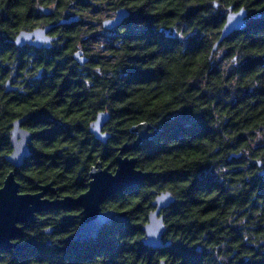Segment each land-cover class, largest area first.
<instances>
[{"label":"trees","instance_id":"obj_1","mask_svg":"<svg viewBox=\"0 0 264 264\" xmlns=\"http://www.w3.org/2000/svg\"><path fill=\"white\" fill-rule=\"evenodd\" d=\"M74 5L82 21L99 9H126L125 31L63 35L69 59L79 42L88 44L92 69L66 70V57L56 54L53 79L30 86L41 52L3 41L63 18ZM39 6H52L53 16L43 17ZM242 8L250 15L246 28L213 51L226 12ZM222 57L236 58L242 69L230 86L216 68ZM7 81L17 90L6 93ZM99 112L111 116L105 145L89 132ZM18 119L32 133L31 155L14 170L5 158ZM143 123L159 132L125 155L154 175L102 205L126 211V224L77 243L69 238L80 209L68 212L69 223L53 211L23 233L30 254L3 253L0 264H264V150L250 147L253 131L264 127V0H0V187L14 171L21 193L51 184L56 192L47 198L77 197L92 166L114 171L118 149L135 141L132 129ZM167 191L175 198L162 212L171 244L152 250L142 243V228L151 202ZM57 225L62 235H44Z\"/></svg>","mask_w":264,"mask_h":264},{"label":"water","instance_id":"obj_2","mask_svg":"<svg viewBox=\"0 0 264 264\" xmlns=\"http://www.w3.org/2000/svg\"><path fill=\"white\" fill-rule=\"evenodd\" d=\"M217 7V5H215ZM45 17L51 16L52 12L47 7L40 8ZM130 13L122 8L116 11L113 18L102 21V28L107 31L115 30L121 26L124 20L129 18ZM248 12L245 9L232 11L231 9L225 17V23L221 29L218 40L213 46V51L217 46L232 36L234 33L241 32L246 28ZM79 21L78 16H72L60 21L56 25L37 27L32 30H20L13 39L4 40L5 44L13 45L16 48L30 47L37 50H48L52 44L58 40L49 33L52 29L62 24H73ZM165 36L175 37V33L164 32ZM81 52L74 55L76 61L81 65L87 61L86 58L80 59ZM43 69H39L35 79H40ZM5 92L10 93L17 90V86L5 84ZM108 112H99L94 121L90 124L89 132L94 139L101 144H107L110 134L103 132L106 124L110 121ZM159 131L153 129L148 124H139L132 129L136 139L132 144H124L118 149L117 156L114 159L115 169L111 171L109 167L97 163L91 167L89 172V183L87 190L77 197L65 196L62 198L50 199L46 197L47 193H55L56 189L51 185H44L36 193H21L19 183L15 178V172L10 171L0 187V251H8L15 248L21 250L23 246L11 243L22 234L23 228L27 224L35 221V214L52 210H70L72 208H81V221L78 231L69 238V241H96L100 232L112 223L126 224L128 214L126 211L102 210V205L112 196L132 190L144 181L153 177V173L145 172L136 168V159L125 154L142 142L149 141ZM32 133L22 127V120H15L11 124L9 132V143L11 153L5 160L14 170L20 169L25 160L31 155L30 144ZM264 175V172H262ZM175 202L174 196L169 192L159 193L151 202L153 210L148 214L147 222L142 228L144 246L152 250H161L169 247L170 241L164 240L166 230L164 216L162 212L169 209ZM159 264H166L161 260Z\"/></svg>","mask_w":264,"mask_h":264},{"label":"flooded vegetation","instance_id":"obj_3","mask_svg":"<svg viewBox=\"0 0 264 264\" xmlns=\"http://www.w3.org/2000/svg\"><path fill=\"white\" fill-rule=\"evenodd\" d=\"M41 7H46V6H39L40 14L43 17H45L40 11ZM50 7H52V6H47V8H49L51 10V12H52L51 16H49L51 18L53 16V7H52V9ZM72 8H73V11H66V13L64 14L63 18H60L58 20L50 19V20H47L45 22H42L41 25H38V26L35 27V28H37V27H45V26H48V25H56V24H58L59 21H62L64 19H68V18H70L72 16H75V15H79L80 19H81L77 23L62 24V25L52 29V31L49 33V35L52 36V37H57L58 40L55 41L52 44V47L50 49H48V50H37V49H35L38 52H41L42 57H41L40 61H36L37 62L36 63L37 68L35 69L36 71H35L34 75L37 74V71L39 69H43V74H42V77L40 79H32V77L34 76L33 75L29 79L30 80L29 81L30 86L35 87V86L40 85L43 82H46L47 80L53 79V73L51 71L54 68V63L56 62V60H54L53 55H56V54H60V55H62L64 57H66L64 60H61L62 62H64V64H65L64 68L66 70L73 69V70H75L78 73L79 72L83 73L85 71L87 72L88 70L92 69L91 66H90L89 58L87 56V52H86V50H88V44L84 41V43L83 42H81V43L79 42L76 45L75 51L80 52V50H81V52H82V55H80L79 58L80 59H82V58H86L87 59V61L84 63V65H81L80 62L75 60L74 56H72V58H70L71 59L70 60L68 58V56L65 55L66 50H69L70 46H69V42L67 40L68 38L65 37V39H63V35H66V36H70V35H74V34L75 35H79V32L83 31L84 28H88L87 30H89V31L98 30V32L100 34H102V35L104 34L106 36H110L111 33L113 34L118 29H120L121 31H125V27L124 26H120V28H117V29L111 30V31L103 30L102 21L100 23H98V24L91 25V22L82 21L83 17H81V14L78 13V12H75V9H77L79 11L78 5H74ZM232 11H234V9H232ZM228 12H229V10L226 13H228ZM226 15L227 14H225V16H224L223 24L225 22ZM113 16H114V13H113ZM49 17H45V18H49ZM249 18H250V15L247 16V20L246 21H248ZM83 40H85V38ZM23 48H30V47L26 46V47H23ZM32 49H34V48H32ZM218 62H219V65H217L216 68H217V71L220 73L221 79L225 80L224 86H230L229 84L234 82L233 78H235L237 76L238 72L242 71L240 63H239V61L236 58H226V57L220 58ZM231 77H232V79H231ZM103 131H104V129H103ZM262 168H264V162H262V165L259 168V170H261ZM73 209H80V215H79L80 220L78 222V228L72 234V235H74L79 229V223H80L81 218H82V215H81V211L82 210H81V208H77V207L72 208L70 210H66V211H63V210H52V211L40 212V213L35 214V221L33 223H31V224H27L23 228L22 234L19 235L18 237H16L15 239L11 240V243L17 244L18 246H22L26 242H29V240H24L25 237L23 236V233H26V230L30 229L29 227L32 226L36 222L37 219H42V218L46 217L49 213H51L53 211L63 212L64 214L62 213V215H60V220H62V217L65 216V223H69L73 219L74 216H73V214L68 213V212L72 211ZM104 229H106V227ZM43 231H44V235L45 236L62 235V227L58 226V225L55 226V227H52V231L51 230L48 231V232H46L45 230H43ZM101 232H100V234H101ZM100 234H99V236H100ZM89 242H94V241H78L77 243H89ZM49 243H50V241L47 240L46 244H49ZM27 248H29V247H25V248H23V249H21L19 251H17L15 248H11L8 251L2 250V251H0V255L3 254V253H12V252L20 253L22 255L30 254V252H27L25 250Z\"/></svg>","mask_w":264,"mask_h":264},{"label":"rangeland","instance_id":"obj_4","mask_svg":"<svg viewBox=\"0 0 264 264\" xmlns=\"http://www.w3.org/2000/svg\"><path fill=\"white\" fill-rule=\"evenodd\" d=\"M52 9V7H50ZM99 12L96 13V17L94 18H86L85 22H91V25H95L100 23L101 21L108 20L113 18V14L107 13V11H103V9H99ZM113 16V17H112ZM100 21V22H98ZM95 34L99 33L98 30H94ZM250 147L252 149L255 148L257 152L264 150V127L261 129H257L253 131L252 140L250 143Z\"/></svg>","mask_w":264,"mask_h":264}]
</instances>
